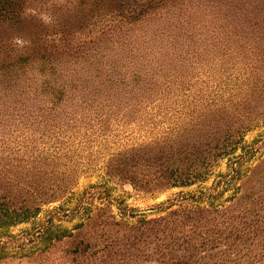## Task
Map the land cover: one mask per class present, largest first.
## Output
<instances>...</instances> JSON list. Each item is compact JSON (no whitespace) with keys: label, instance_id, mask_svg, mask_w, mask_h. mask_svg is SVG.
Returning a JSON list of instances; mask_svg holds the SVG:
<instances>
[{"label":"trees","instance_id":"trees-1","mask_svg":"<svg viewBox=\"0 0 264 264\" xmlns=\"http://www.w3.org/2000/svg\"><path fill=\"white\" fill-rule=\"evenodd\" d=\"M62 6L70 14L54 19L55 32H33L36 37L26 45L29 53L17 55V63L0 64V226L26 220L42 206L66 200L73 193L76 175L90 169L88 162L79 160L80 148L90 142L115 144L106 152L102 171L142 192L201 181L221 158L229 160L231 176H238L235 165L240 155L235 150L246 131L264 124V16L260 14L264 4H253L257 14L249 20L201 24L226 30H210L195 43L188 35L184 40L161 35L164 44L145 36L141 45L134 42L124 54L117 51L114 56L99 48L105 39L131 27L121 11L115 12L109 0H77L72 5L69 1ZM17 7V0H0L1 18H10ZM92 10L98 12L94 32L74 35L70 25ZM158 14L154 18L159 20ZM149 21L139 22L146 26ZM154 27L163 32L164 25ZM47 39L54 47L51 54L38 53L48 45ZM55 46H62L61 51ZM65 50L77 57L74 63L81 62L79 75L73 67L72 78L65 75V64L56 66L64 61ZM126 59L134 66L145 59L155 68L135 66L126 74L120 72ZM91 74L93 80L87 76ZM194 74L203 75L199 84ZM119 84L128 92L123 99L109 92ZM116 111L121 117L132 113L143 121L138 140L125 144L113 136L111 116ZM96 138L101 140L95 144ZM92 203L78 199L76 208L87 212ZM59 205L48 210V217ZM165 219L153 217L145 223ZM48 227L43 241L51 237V223Z\"/></svg>","mask_w":264,"mask_h":264},{"label":"rangeland","instance_id":"rangeland-1","mask_svg":"<svg viewBox=\"0 0 264 264\" xmlns=\"http://www.w3.org/2000/svg\"><path fill=\"white\" fill-rule=\"evenodd\" d=\"M69 1L71 5L77 3V0H17L15 15L7 13L11 17L2 19L0 13V64L17 63V55L23 57L29 53L26 45L36 37L33 32L35 35L55 32L54 19L63 20L70 14L62 6ZM109 1L115 12L121 11L126 21L131 22V27L104 40L99 50L107 56H114L117 51L124 54L136 45L134 42L141 45L140 38L147 40L149 36L164 44L167 42L163 39L165 34V38L172 34L182 40L188 35L195 43L210 30H226L201 24H225L229 23L227 19L230 22L249 20L257 14L253 4H264V0ZM40 12L51 13L53 22L42 23L38 19ZM158 13L161 14L159 20L154 18ZM260 14L264 16V12ZM97 16L98 12L92 10L69 28L74 35L92 34ZM16 17H20L19 21H12ZM70 18V22H74V17ZM143 18L150 19L148 25L141 26L139 21ZM185 20L192 23L187 24ZM158 24L164 25L163 32L154 27ZM168 29L173 33H165ZM131 37L137 39L128 40ZM14 38H19L20 42L14 43ZM44 42L48 45L40 47L38 53L50 55L54 47L49 46V39ZM148 43L156 45L152 40ZM37 55L32 57L37 58ZM61 57L63 63L57 62L56 66L65 64V75L71 78L75 67L79 75L81 62L73 61L77 57L66 55V50ZM123 61L120 72L126 70V74L135 66L155 68L154 63L148 65L145 59L135 66L129 59ZM193 64L189 65L191 70ZM47 75L52 78L51 73ZM87 76L93 78L92 74ZM202 76L194 74L192 78L199 84ZM109 92L121 99L128 95L125 86L120 84L111 87ZM103 96L101 93L100 97ZM116 112L111 116L113 136L122 138L125 144L138 140L135 138L143 133V121L133 118L132 113L121 117V111ZM99 140L96 138L94 143ZM113 145L107 141L97 145L90 142L80 148L79 160L88 162L90 169L76 175L71 188L73 193L66 200L44 205L26 220L0 226V264H264L263 123L246 131L235 150L240 155L235 165L239 168L238 176H231L229 160L221 158L203 180L153 193L142 192L127 181L104 174L101 165ZM78 199H84L85 203L93 201L87 212L76 208ZM60 203L59 208L49 211L51 216L48 217V210ZM159 216L166 219L145 223ZM50 223L51 237L43 241L42 234Z\"/></svg>","mask_w":264,"mask_h":264},{"label":"clouds","instance_id":"clouds-1","mask_svg":"<svg viewBox=\"0 0 264 264\" xmlns=\"http://www.w3.org/2000/svg\"><path fill=\"white\" fill-rule=\"evenodd\" d=\"M38 19H40L41 22L44 23L45 25L51 24L53 22V16L49 12H40L38 14ZM19 42H20L19 38H14V43H19Z\"/></svg>","mask_w":264,"mask_h":264}]
</instances>
